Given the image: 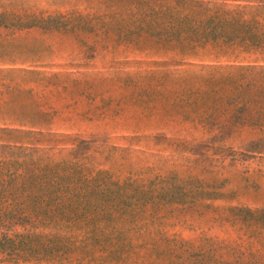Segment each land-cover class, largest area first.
Wrapping results in <instances>:
<instances>
[{
    "label": "rangeland",
    "instance_id": "rangeland-1",
    "mask_svg": "<svg viewBox=\"0 0 264 264\" xmlns=\"http://www.w3.org/2000/svg\"><path fill=\"white\" fill-rule=\"evenodd\" d=\"M0 13L55 21L0 22V236L64 249L0 264H264V0ZM32 177L88 210L10 214Z\"/></svg>",
    "mask_w": 264,
    "mask_h": 264
},
{
    "label": "trees",
    "instance_id": "trees-1",
    "mask_svg": "<svg viewBox=\"0 0 264 264\" xmlns=\"http://www.w3.org/2000/svg\"><path fill=\"white\" fill-rule=\"evenodd\" d=\"M10 22V23H18L23 26H30L32 23H46V22H55L52 19H28L22 18L16 14L9 16L7 13H0V22ZM57 21V20H56ZM61 24V23H60ZM69 24V23H68ZM68 24H61L62 26H65ZM72 27H77L78 23H71ZM224 31L220 32L214 28H209V30L205 33H202V35H207L211 34L212 37H217V36H222L224 35ZM62 181V180H60ZM39 182V178L37 179L36 177H32L28 180V182L25 183L26 188V194H25V201L29 202L32 201L33 203H42L46 199H48L49 204L57 203L58 207L51 208L49 206L48 209H44L41 207L35 206L34 209H32L35 213L31 214L29 213L28 209H26L25 206L19 207L18 209H13V212H10V214H17L19 213L21 217L25 218H31L32 216L36 217L39 214H44L48 219H51L54 217L55 211H57V215L60 214L62 216H67L70 214V216H75L76 211L79 210H88L84 208H78L75 209V206H62L64 202H62V196L61 193H58L56 191L51 193H39L36 189L35 186ZM59 187H66V186H59ZM1 197V196H0ZM23 201V203H25ZM37 209V210H36ZM9 212H6V215H8ZM17 216V217H20ZM30 215V216H29ZM48 241L44 242L41 241L38 236L35 235H27V234H17L15 238H10L2 234L0 236V250L5 251L8 255H11L12 257H21L24 259H27L32 256H39L42 255L43 253H49L53 254L55 251H64L63 248H54L53 244H47Z\"/></svg>",
    "mask_w": 264,
    "mask_h": 264
}]
</instances>
